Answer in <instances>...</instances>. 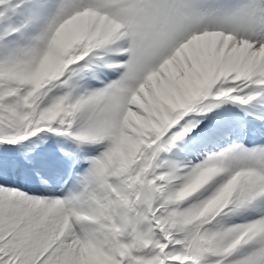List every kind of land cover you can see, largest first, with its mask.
Masks as SVG:
<instances>
[{
  "label": "snow or ice",
  "instance_id": "6c2138e0",
  "mask_svg": "<svg viewBox=\"0 0 264 264\" xmlns=\"http://www.w3.org/2000/svg\"><path fill=\"white\" fill-rule=\"evenodd\" d=\"M0 264H264V0H0Z\"/></svg>",
  "mask_w": 264,
  "mask_h": 264
}]
</instances>
